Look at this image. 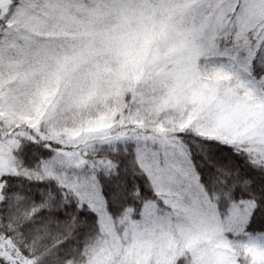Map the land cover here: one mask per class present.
Masks as SVG:
<instances>
[{
    "label": "snow or ice",
    "instance_id": "1",
    "mask_svg": "<svg viewBox=\"0 0 264 264\" xmlns=\"http://www.w3.org/2000/svg\"><path fill=\"white\" fill-rule=\"evenodd\" d=\"M0 264H264V0H0Z\"/></svg>",
    "mask_w": 264,
    "mask_h": 264
}]
</instances>
